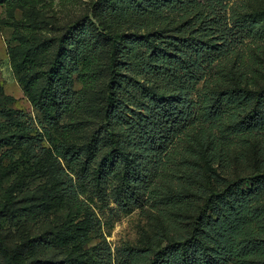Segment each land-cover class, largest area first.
<instances>
[{
    "label": "rangeland",
    "instance_id": "374dc122",
    "mask_svg": "<svg viewBox=\"0 0 264 264\" xmlns=\"http://www.w3.org/2000/svg\"><path fill=\"white\" fill-rule=\"evenodd\" d=\"M140 1L0 0V210L5 204L11 210L0 212V239L10 246L42 241L52 229L72 223L83 235L51 245L31 244L27 259L71 257L78 243L82 248L77 253L90 255L98 252L94 246H107L114 261L124 247L156 252L188 228L205 199L221 188L215 170L229 181L263 172V135L237 132L230 121L231 107L224 106L223 125L213 134L202 121L210 105L206 96L211 99L213 91L264 89V0H231L229 15L242 20L243 43L208 69L193 95L198 127L177 140L160 170L145 166L152 184L141 205L123 209L115 203L110 196L113 180L107 185L90 183L78 206L70 201L67 186L76 176L55 155L45 130L82 151L93 138L100 140L99 161L110 150L99 128L112 72L122 81L118 95L127 102L144 99L153 83L161 91V79L141 73L139 65L150 51L140 36L183 37L200 27L193 15L161 8V0ZM251 21L256 24L250 34L245 25ZM81 31L78 44L72 45L70 37ZM108 34L119 42L117 57L123 55L124 65L113 62ZM132 40L139 41L134 46ZM65 49L80 59L79 66L69 61L66 68L79 96L51 125L32 98L46 87L49 69ZM0 264H5L1 252Z\"/></svg>",
    "mask_w": 264,
    "mask_h": 264
},
{
    "label": "trees",
    "instance_id": "16d2710c",
    "mask_svg": "<svg viewBox=\"0 0 264 264\" xmlns=\"http://www.w3.org/2000/svg\"><path fill=\"white\" fill-rule=\"evenodd\" d=\"M230 1H160L161 8L193 15L200 27L183 37L140 36L150 51L149 57L139 65L141 73L145 77L161 79L165 86L161 91H157L153 83L151 88H146L149 93L144 99L127 102L119 97L122 81L112 72L108 103L99 128V133L106 136L110 150L99 161L100 140L93 138L82 151L66 146L46 128L51 149L76 176V180L69 178L67 186L73 204L79 205V197L87 193L90 183L107 185L113 180L110 196L115 203L123 209L141 205L152 184L150 171L145 166L160 170L177 140L198 127V102L193 95L198 92L208 69L243 43L241 31L244 26L239 27L242 20L238 16L229 15ZM255 24L251 21L245 25L250 34ZM81 33L72 34V45L78 44ZM108 38L114 47L113 62L124 65L123 55L119 56L120 60L117 57L119 42L110 34ZM136 41L139 40L130 43L135 46ZM69 61L74 62V66L80 65L74 51H59L49 69L46 87L32 98L36 109L45 114V120L51 125L78 101L79 95L66 72ZM210 95L211 99L206 96L205 102L210 105L204 108L202 121L209 124L207 129L211 134L222 127L223 108L228 106L233 111L230 121L238 128L237 132L262 134L264 139V89L258 92L226 89L213 91ZM262 149L264 152V142ZM262 163L261 174L231 181L215 170L221 188L205 199L188 228L156 252L124 247L114 261L109 247L99 249L94 246L93 251L98 252L90 255L87 251L77 253L82 248L78 243L70 250L71 257L25 258L30 245L35 246L41 241L38 239L25 240L16 246L0 239V252L5 264H264V160ZM0 212L11 213L9 204H5ZM79 227L72 223L58 230L52 229L46 234L48 238L41 242L51 245L52 242L81 238Z\"/></svg>",
    "mask_w": 264,
    "mask_h": 264
}]
</instances>
